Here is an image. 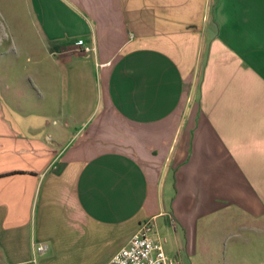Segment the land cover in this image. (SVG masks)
<instances>
[{"label": "crops", "instance_id": "0c3cea01", "mask_svg": "<svg viewBox=\"0 0 264 264\" xmlns=\"http://www.w3.org/2000/svg\"><path fill=\"white\" fill-rule=\"evenodd\" d=\"M0 14V264H110L160 216L264 215V0ZM20 56L17 78L2 60ZM188 247L165 251L185 264Z\"/></svg>", "mask_w": 264, "mask_h": 264}, {"label": "rangeland", "instance_id": "374dc122", "mask_svg": "<svg viewBox=\"0 0 264 264\" xmlns=\"http://www.w3.org/2000/svg\"><path fill=\"white\" fill-rule=\"evenodd\" d=\"M1 15L0 30L3 31L7 22ZM15 48H24L20 39L16 40ZM2 61L15 63L12 76L17 78L23 76L22 66L29 65L22 56ZM168 217L156 219L155 238L171 255L174 251H183L188 242V251L184 250L188 256L185 264H264V215H250L238 205L231 208L221 204L199 218L195 227L187 222L175 226ZM172 222L175 224L173 219Z\"/></svg>", "mask_w": 264, "mask_h": 264}, {"label": "built area", "instance_id": "2783aa9c", "mask_svg": "<svg viewBox=\"0 0 264 264\" xmlns=\"http://www.w3.org/2000/svg\"><path fill=\"white\" fill-rule=\"evenodd\" d=\"M155 234L154 220L144 222L128 245L114 255L110 264H180L177 255L169 256L166 253L163 243L155 238ZM38 249L44 251L47 245L40 244Z\"/></svg>", "mask_w": 264, "mask_h": 264}, {"label": "trees", "instance_id": "16d2710c", "mask_svg": "<svg viewBox=\"0 0 264 264\" xmlns=\"http://www.w3.org/2000/svg\"><path fill=\"white\" fill-rule=\"evenodd\" d=\"M172 219H173V218H169V220H170L171 224L175 225V224L172 222Z\"/></svg>", "mask_w": 264, "mask_h": 264}]
</instances>
